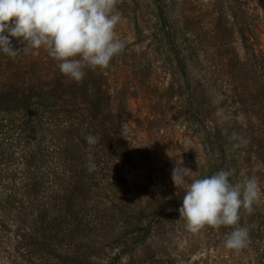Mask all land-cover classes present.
<instances>
[{
    "label": "rangeland",
    "instance_id": "1",
    "mask_svg": "<svg viewBox=\"0 0 264 264\" xmlns=\"http://www.w3.org/2000/svg\"><path fill=\"white\" fill-rule=\"evenodd\" d=\"M117 11L124 50L81 82L44 48L11 38L18 55L0 51V95H36L35 110L0 112L9 206L36 230L46 210L73 221L57 254L0 264H113L145 234L118 264H264V0H118ZM181 161L195 178L231 170L233 184L258 180L260 201L240 210L246 247L224 246L234 226L187 230L185 189L172 180Z\"/></svg>",
    "mask_w": 264,
    "mask_h": 264
},
{
    "label": "clouds",
    "instance_id": "2",
    "mask_svg": "<svg viewBox=\"0 0 264 264\" xmlns=\"http://www.w3.org/2000/svg\"><path fill=\"white\" fill-rule=\"evenodd\" d=\"M118 0H0V51L15 58L21 50L13 47L12 39L24 48H44L58 62L60 72L75 82L85 77V69H106L111 59L120 54L125 43L117 37L121 22ZM22 49V50H23ZM89 145L96 138L86 137ZM173 169L172 180L185 193L180 218L186 228L198 233L206 225L213 228L234 226L224 246L237 250L246 247L248 229L240 226V210L248 213L260 201L261 191L255 177L245 176L233 184L231 170H220L211 176L195 178L190 168ZM95 165H91L89 171ZM241 175H244L243 173Z\"/></svg>",
    "mask_w": 264,
    "mask_h": 264
},
{
    "label": "trees",
    "instance_id": "3",
    "mask_svg": "<svg viewBox=\"0 0 264 264\" xmlns=\"http://www.w3.org/2000/svg\"><path fill=\"white\" fill-rule=\"evenodd\" d=\"M171 42L176 46L175 36H170ZM22 97L17 93H3L0 95V112L17 111L25 108L26 110L36 109V95ZM26 102L27 104H23ZM4 124L0 123V137L4 131ZM47 194L54 191L53 180L46 182ZM13 190L9 184L0 175V256H36V250H39L44 255L53 256L56 251H61V245L65 237L60 235L70 232L71 221L70 214L65 212H58L54 210H46L47 214L51 215V219L47 216H38V230L33 228L24 220L23 211L21 207L9 206L11 194ZM49 195L45 196L46 201L42 203L43 207L48 209L50 203ZM50 224H55L58 228V234L53 236L50 230ZM148 238V234L135 237L129 244H125L119 255L112 260L113 264H118L122 256L133 252L132 246L143 244ZM54 242V248H49V244ZM60 243V244H59Z\"/></svg>",
    "mask_w": 264,
    "mask_h": 264
}]
</instances>
